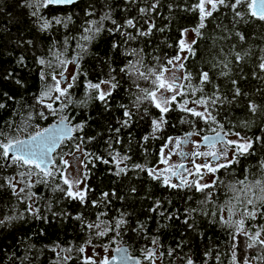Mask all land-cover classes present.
Here are the masks:
<instances>
[{
	"label": "trees",
	"instance_id": "trees-1",
	"mask_svg": "<svg viewBox=\"0 0 264 264\" xmlns=\"http://www.w3.org/2000/svg\"><path fill=\"white\" fill-rule=\"evenodd\" d=\"M24 2L0 0V103L5 105L0 108V131L8 133L13 139H23L59 121L61 116L68 117L72 126L83 124L82 130L73 131L72 137L61 142L54 159L57 163L60 157L74 152L77 150L76 145H80L85 197L81 202L79 199L66 198L61 192L53 193L43 184L35 183L36 177L33 176L32 192L36 195L32 199L39 212L29 213L27 207L32 201L22 202L10 188L0 187V220L6 216L20 217L23 213L22 218L0 225V264H20L19 260L13 258V253L15 257H23L27 253L29 261L25 264H52L57 252L61 256H72L67 264H82L79 261L82 256L79 248L89 241L113 250L125 245L130 255L139 258L141 264H149L143 256L145 249L153 247L151 238H158L156 256L164 253L162 260L157 259L160 264H186L188 257L194 264H231L233 241L230 233L233 229L219 222L220 215L227 219L228 213L224 210L218 212L216 217L211 215L226 199L223 186L214 191L211 201L204 207L208 215H204L198 203L204 199L201 193L169 188L162 181L150 177L147 171L133 166L142 165L146 169H153L160 162L161 148L167 144L169 137H182L188 132H198L199 135L194 136L199 137L215 132L228 135L240 132L242 137H264V81L252 76L259 57L264 55L261 51L264 49V22L250 19L248 23L241 21L234 24L232 11L220 8L204 21L205 27L200 29L199 35L194 31L193 41L196 43L192 44V48L195 55L187 54L188 59L183 61L185 69L182 70V76L185 71L190 72L191 84L199 87L200 72H209L212 83L204 86L205 97L212 95L215 90L218 95L231 99V81L234 79L247 93L239 97L236 103L219 109L217 120L223 128L205 124L174 103L169 112L164 114L165 123L153 132L152 121L161 117L159 109L147 101L136 109L131 93H138V90L133 87L129 76L120 70L129 60L135 59L129 55L131 49L142 50L147 67L165 64L167 59L175 57L180 51L179 42L184 30H193L200 23L198 11L192 10V5L198 0H159L155 10H151V5L156 0H81L70 6L48 5L39 9L40 16L52 21L46 30H41L36 18L31 15L35 9L24 7ZM142 8L148 11L142 13ZM240 10L246 11L244 8ZM105 14L110 19L103 21L102 31L90 42L82 41L80 37L85 35L87 22L99 21ZM55 18L67 21L66 26L65 23H55ZM128 19L134 21L135 27L125 24ZM117 25L121 26L119 31L115 30ZM149 27L152 28L149 35L137 34L138 30L147 32ZM123 32L130 33L135 39L128 40ZM237 32L243 34L245 39L240 40ZM81 43L85 46L83 52L78 47ZM113 44L117 47L114 48ZM52 52L62 53L61 58L70 61L74 67L68 82L73 84L69 89L73 102L55 115L42 109L36 100L45 83H54L50 77L46 82L41 80V71L47 74L51 69L38 63L39 58L55 63ZM235 53L244 59L237 62ZM78 54L80 58L77 65L71 61ZM156 57H159V61ZM225 64L227 67H224ZM65 67H57L56 73ZM221 72H227L228 75L221 76ZM73 76L76 77L75 81L72 80ZM109 80L118 86L113 89L108 83L111 94L106 97L105 103L96 98V90L88 89V84H101V81ZM67 84L63 87H67ZM139 84L141 88H152L149 81L140 80ZM57 94L52 93L53 99ZM200 95L197 92L195 97L186 96L189 99L188 106L202 110L192 103ZM180 100L178 96L177 101ZM249 101L259 106L256 113L248 110ZM61 102L67 101H56L53 108L58 109ZM121 105L132 112L130 119L124 116L125 108ZM40 110L45 111L46 120L36 115ZM30 112L33 118L27 121L26 130L14 131L6 126L11 122L13 128L25 127L24 121ZM125 120H129L127 126L123 125ZM118 128L120 131L116 132ZM255 149L256 155L241 157L239 163L215 173L212 181L235 182L244 178L246 169L249 170V180L262 177L257 165L259 160L264 159V146L256 144ZM124 156L128 159L123 160L119 167H126V171L117 175L116 160ZM105 160L109 162L104 163ZM5 163L10 162L0 157V185L4 184L3 177H16L17 172L23 170L15 165L4 167ZM56 183L63 185L59 175ZM63 187L67 188V185ZM105 193L108 196H104ZM49 203L51 210L48 209ZM186 209L198 211L189 216ZM121 218L127 224L122 226L119 236L115 231H108L100 237L95 234L97 229L86 227L92 223L100 224L99 230H104L105 225L114 228L115 221ZM141 224L144 226L142 231L131 230ZM260 224H264V217L257 216L255 221H246V227ZM245 240L243 235L237 237L235 251L238 264H243L245 255L249 258L257 255L256 250L245 249ZM68 248L73 251H60ZM170 248L175 250L171 257L167 255ZM208 252L211 254L206 256ZM217 253L220 255L219 261L216 260ZM252 264L259 262L253 260Z\"/></svg>",
	"mask_w": 264,
	"mask_h": 264
},
{
	"label": "snow or ice",
	"instance_id": "snow-or-ice-1",
	"mask_svg": "<svg viewBox=\"0 0 264 264\" xmlns=\"http://www.w3.org/2000/svg\"><path fill=\"white\" fill-rule=\"evenodd\" d=\"M159 0H156V3L151 5V10H155L156 4ZM74 0H25L24 7L34 8L35 10L31 12V15L36 18V22L39 24L41 30H46L50 27L52 21L43 18L40 16L39 9L41 7L46 8L48 5L53 4H72ZM210 6V7H209ZM220 8L230 9L233 13V22L234 24L248 23L249 20H257L259 22H264V0H198V2L192 5V10H196L199 13L200 23L197 28L193 29L198 35L200 34V29L205 27L204 21L213 15V12L220 10ZM244 8L246 11H241L240 9ZM140 11L146 12V9H140ZM91 15V13H88ZM110 19L108 14H105L100 17L99 21L93 20L88 21V26L85 27V35L81 36L80 39L84 42H90L99 34L103 29V21ZM70 20V17L68 18ZM115 24V21H112ZM55 23H65L67 21H62L59 18H55ZM127 26L135 27L134 21L128 19L125 21ZM121 29L120 25L116 26V31ZM113 31V29H109ZM152 31V28L149 27L148 31L138 30L137 34L140 36H147ZM185 32L188 30L185 29ZM128 40H134L135 37L130 33L123 32ZM236 35L240 40H244L245 37L240 32H237ZM196 41H192V44H195ZM67 44V40L65 41ZM180 51L183 52L185 48L187 52L195 55V51L192 48L191 44H185L183 39L180 40ZM81 52L85 50L83 43L78 44ZM113 47L117 45L113 44ZM264 53V49L261 50ZM51 55L55 58V63L53 60L46 61L44 58H39L38 63L42 66H46L51 69L47 74L42 70L40 73V78L42 81H47L50 77L54 83L48 85L45 83L44 88L42 89L40 95L36 98L37 103L42 105V109H47L50 114L55 115L57 111L63 112L68 104L73 101L70 98L69 89L72 88L73 84L68 83L67 87H61V79H64V72L60 71L58 74L55 69L57 67L66 66L70 61L62 59V53L52 52ZM129 55L135 57L134 60H129L125 67L121 68V72L129 76V79L132 81L133 87L138 90V93H131L134 97L132 103L136 109L141 107L145 101L159 109L161 117L159 120H153V132L157 131L164 123V114L169 112L170 108L175 103L182 111L189 113L191 116L202 120L205 124L209 125H218L223 128V125L220 121L217 120V116L220 114L219 109L224 105H232L238 101V98L241 96H246L247 93L243 92L239 86L237 80H232V96L229 99L227 96L218 95L217 91H213L212 95L205 97L203 95L204 86L212 83V78L207 71H201L199 74V87H194L191 84L192 74L190 72H184V75L178 76L177 73L185 69V64L183 61L188 59V56L181 57L179 53L172 58L167 59L165 64H158L156 67H147L144 64V57L142 50L131 49ZM235 60L240 62L244 59L239 53L234 54ZM79 54L76 57H73V61L79 63ZM159 61V57L155 58ZM214 67L216 65H213ZM224 67H227L225 64ZM144 69V70H142ZM167 74V75H166ZM221 76H227V72H221ZM11 76V73L8 74ZM59 76V78H58ZM252 76L254 79L264 81V55L259 57V63L256 65V70L253 71ZM7 78V77H6ZM243 78V77H242ZM76 77L73 76L72 80L75 81ZM149 81L152 85V88H141L139 81ZM183 81H188L189 83L185 84ZM19 83V81H17ZM101 83H109L111 88H116L117 83H112L109 81H101ZM88 89L96 90V98L106 101V97L109 96L110 92H104L100 89V83H89ZM187 89L188 91H185ZM260 91V89H258ZM58 93L55 95L54 99L52 93ZM199 92L201 95L198 98L192 100V103L200 106L202 110H198L197 107H189V99L185 98L188 95L192 97L196 96V93ZM165 93H170V95H165ZM159 94V95H158ZM3 95L7 96V93ZM181 97L180 101H177V97ZM91 98V97H89ZM8 99H13V97H8ZM46 100H52L51 103H45ZM61 102L58 109L53 108V104L56 101ZM5 107L3 103H0V108ZM122 108H125L124 116H132V112L128 110L124 105H121ZM248 110L252 113H256L258 110V105L254 102H248ZM145 113L147 109L144 110ZM36 115L40 119H47L44 110H40ZM33 118V114L30 112L27 116V119L24 121L25 127L23 128H13L11 122L6 126L9 129L14 131H22L27 128V121H30ZM68 120V117L61 116L56 127L49 125L36 131L34 134L28 135L25 139H13L9 136L8 133L0 131V157L3 158L5 163L3 166L8 167L15 165L18 169H23L22 171L17 172L16 177H3L4 184L0 187L7 186L12 190V193L22 202L32 201L28 203L27 211L29 213H38L39 208L34 207L35 201L33 197L36 195L32 192L34 184L32 183V177H36L35 183L43 184L46 188H49L51 192H61L66 198L70 199H79L81 202L84 201L85 190L75 188L74 185H78L80 181H70L65 175L64 169H61L56 165L55 159L51 157V153L54 148L59 144V142L69 136L73 131L82 130L83 124H77L71 128L65 124V121ZM187 122V121H182ZM129 120L123 121V125L127 126ZM37 127H39L37 125ZM120 129H116V132H119ZM194 135H199L198 132H188L183 138H171L168 139V144L174 143V148L169 152V156L173 154L176 149H181L182 144L192 143L193 145H198V141L191 140V137ZM228 135V133H224ZM234 135L238 138L236 140H224V137L221 135V132H215L213 136H204L203 140L206 142L209 151H192L191 153H185L181 149L180 155L182 158L187 159L189 157L193 158L194 172L190 171L184 166V164L170 165L165 169H152L145 168L142 165H134L133 167L140 169L141 171H147L148 175L155 180L162 181L164 186H167L172 189L183 190L187 189L188 191H195L196 193H201L204 199L200 200L199 206L202 211V214L208 215V212L204 210V207L211 201L214 191L223 186L224 195L226 197L223 204L217 206V210L211 213L212 217H216L218 212H223L224 210L228 213V218L225 219L223 215H220L219 222L227 226L233 231L230 233L233 243L231 244V264H238L237 262V237L243 235L245 240V249H254L257 252V255L249 258L247 255L243 258V264H252V261L255 260L259 264H264V224L253 225L251 227H246V221H255L257 216L264 217V159L258 161V170L262 173V177L254 178L249 180L248 172L245 170V176L243 179L236 180L235 182L226 183L225 181L216 179L213 180L211 184L201 183L202 175L204 170L208 173H217L221 169H228L230 166L240 162L241 157H250L256 155L255 145L260 144L264 146V137L256 136L252 137H242L240 132H235ZM92 139V138H90ZM147 139V137H145ZM119 141L117 140V143ZM225 144L229 146L232 150V156L229 158L227 148L216 149L217 144ZM168 144H165L164 147H167ZM164 147L161 148V163L168 165V159L164 158ZM77 151L80 150V145H76ZM11 153V156L9 155ZM197 157H206L211 158L209 161L203 164H196L195 158ZM61 163L68 165V161L64 160L63 157L60 158ZM102 159V158H100ZM115 159V157H114ZM128 157H121L119 160H116L118 171L117 175L124 173L126 167H119V164L123 160H127ZM223 161V162H221ZM109 161L105 160L104 163ZM214 162V163H213ZM57 175L60 176L63 181V185H67V188L63 187L62 184L56 183ZM200 177V179L193 178L189 179L188 177ZM18 177V179H17ZM175 177L177 182H173L172 178ZM20 184H23L22 187H19ZM135 191V189H133ZM104 196H108V193H105ZM189 200L192 199L191 196L188 197ZM96 204V201H93ZM159 202H157L158 204ZM48 209L51 210V203L48 204ZM155 211V209H153ZM198 209H186L189 216L192 212H196ZM55 215V214H54ZM102 215V214H101ZM163 215V213H161ZM23 213L20 214V217L16 216H6L3 220H0V225H4L6 222L10 223L12 220L17 218H22ZM123 217V214H122ZM233 217H238L233 219ZM79 218V217H78ZM187 219L185 223H187ZM213 222H216L215 220ZM127 221L123 218L115 221L114 228H108L105 225L104 230L100 229V224L89 223L86 225L88 229H97L96 235L103 237L107 234L108 231H115L116 235H120V229L122 226H125ZM191 227V225H189ZM143 225H138L131 230L133 232L142 231ZM153 247H149L144 250L143 259L147 260L149 264H155L156 259H163L164 253L161 252L159 257L156 256V251L159 247L158 238H151ZM91 241H89L90 243ZM31 247V246H30ZM56 247H59L58 245ZM56 251V248L52 249ZM107 250V249H106ZM61 252L71 253L72 248L61 249ZM85 249L83 247L79 248V252L83 253ZM117 253H120L119 259L122 261V264H128L129 261L132 264H141L139 258L132 257L128 254L127 249L117 248L115 249ZM174 249H169L167 255L171 257L174 253ZM211 252L205 253L206 256L210 255ZM13 258L20 261V264H25L29 261L27 253L23 257H15L13 253ZM117 256H112L111 258L105 257L103 260L96 262V264H112L113 261L117 260ZM71 255L61 256L60 252L56 253V259L52 264H67V261L71 260ZM87 260H91V257H88ZM216 260H220V255L217 253ZM186 264H194L193 260L188 257L186 259Z\"/></svg>",
	"mask_w": 264,
	"mask_h": 264
},
{
	"label": "rangeland",
	"instance_id": "rangeland-1",
	"mask_svg": "<svg viewBox=\"0 0 264 264\" xmlns=\"http://www.w3.org/2000/svg\"><path fill=\"white\" fill-rule=\"evenodd\" d=\"M210 7V6H209ZM187 32H183L182 34V38L185 41V44H191L192 45V41L194 40L195 37V32L192 29H187ZM188 52L187 49L185 48V50L183 52L179 51V55L181 57L187 56ZM74 71V67L71 63H68L65 67V69L63 70L64 72V79H61V87L65 86L68 82H69V77L71 76V74ZM183 72L180 71L177 73L178 76L182 77ZM167 75V74H166ZM59 78V76H58ZM100 89L104 92H109L110 91V85L108 83H101L100 84ZM159 95V94H158ZM165 95H170V93H165ZM182 137H177V138H183ZM227 140H236L238 139L235 135H226ZM202 137L199 136H192L191 140L193 141H198L200 143ZM175 139V138H173ZM198 145H193L192 143H188V144H182L181 145V149L183 150V152L185 153H191L192 151L196 150V151H200V152H204V151H209V148L207 146H199ZM168 144V142H167ZM174 143L173 144H168L167 147H164V158L168 159L169 164L165 165L163 163H161V160L159 163H157L156 166L153 167V169H165L167 167H169L170 165H178V164H185L184 166L186 168H188L190 171L194 172V164H193V158L189 157L187 159H184L181 157L180 155V151L181 149H176L173 154L171 156H169V152L174 148ZM223 148H227L228 150V156L229 158H231L232 156V150L229 146L225 145V144H217L216 145V149H223ZM64 160H67L69 163L68 165H64L61 163V157L59 158L58 162L56 163V165H58L61 169H64L65 175L68 177V179L70 181H80V183L78 185H74L75 188L84 190V186H85V179H84V163H83V154L81 153V151H77L75 150L74 152L70 153V154H64L63 156ZM211 158H206V157H197L195 158V163L196 164H203L207 161H209ZM223 162V161H221ZM214 163V162H213ZM214 177L213 173H208L206 170H204L203 175H202V179H201V183H210L212 181ZM190 180L193 178H197L200 179V177H194V176H190L188 177ZM173 182H177L175 177L172 178ZM62 181V180H61ZM63 183V181H62ZM83 248L85 249V251L82 253V256L80 258L79 261L82 262V264H96V262H99L101 260H103L105 257L110 258L113 248H108L104 245H97V244H91V243H86L84 244ZM107 249V250H106ZM88 257H91V260H87ZM155 264H160L159 260L156 259Z\"/></svg>",
	"mask_w": 264,
	"mask_h": 264
},
{
	"label": "water",
	"instance_id": "water-1",
	"mask_svg": "<svg viewBox=\"0 0 264 264\" xmlns=\"http://www.w3.org/2000/svg\"><path fill=\"white\" fill-rule=\"evenodd\" d=\"M78 1H81V0H74V3L78 2ZM74 3H72V4H74ZM72 4H53V5H54V6H70V5H72ZM58 122H59V121H56V122H54V123H52V124H50V125H52L53 127H56L57 124H58ZM65 124H66L68 127H70V128L72 127V124L69 123V120H66V121H65ZM47 127H48V126H47ZM72 135H73V132H71V133L69 134V136L63 138V139L59 142V144L54 148V150H53L52 153H51V157H52V158H54V154H55L56 150L59 148L61 142H62L63 140H65V139H68V138L72 137ZM213 135H215V133H213V134H208V135H205V136H213ZM221 135L224 137V140H227V137H226V135H224L223 132H221ZM203 137H204V136H203ZM203 137L201 138V141H200V143H199V146H207L206 142L203 140ZM23 139H25V138H23ZM221 144H223V143H221ZM9 155L11 156V153H9ZM184 165H185V164H184ZM117 248H124V249H127V252H128V254L130 255V253H129V248H128L127 246H125V245H120V246H118ZM117 248H115V249H117ZM115 249L112 251L111 257L115 255V256H117L118 258H117L116 261H113L112 264H122V261L119 259V257H120V253H117V252L115 251ZM130 256H131V255H130ZM111 257H110V258H111ZM132 257H134V256H132ZM135 258H136V257H135ZM128 264H132V262L129 261Z\"/></svg>",
	"mask_w": 264,
	"mask_h": 264
},
{
	"label": "flooded vegetation",
	"instance_id": "flooded-vegetation-1",
	"mask_svg": "<svg viewBox=\"0 0 264 264\" xmlns=\"http://www.w3.org/2000/svg\"><path fill=\"white\" fill-rule=\"evenodd\" d=\"M111 257V256H110Z\"/></svg>",
	"mask_w": 264,
	"mask_h": 264
}]
</instances>
